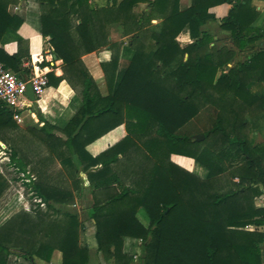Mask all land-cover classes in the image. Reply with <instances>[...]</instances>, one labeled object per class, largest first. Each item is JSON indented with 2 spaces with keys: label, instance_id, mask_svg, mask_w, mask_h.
I'll return each instance as SVG.
<instances>
[{
  "label": "trees",
  "instance_id": "trees-1",
  "mask_svg": "<svg viewBox=\"0 0 264 264\" xmlns=\"http://www.w3.org/2000/svg\"><path fill=\"white\" fill-rule=\"evenodd\" d=\"M17 2L0 0V62L24 76L31 72L24 62L40 57H30L28 40L19 32L23 20L8 12ZM38 2L40 34L49 36L63 71L56 76L42 60L47 86L65 80L78 89L81 106L60 129L39 110L34 117L72 179L70 186L54 183L45 172L28 184L45 209L38 203L0 225V264H21L10 260L11 255L32 264L49 263L54 250L60 251L61 264L88 263L89 247L80 241L82 222L56 206L74 202L82 189L80 172L90 184L88 218L94 221L96 249L114 264L132 260L122 250L125 236L141 240L142 264H264V206L255 204L264 194V141L251 142L244 133L250 123L246 111L254 116V127L264 116V87L251 89L264 81V48L227 67L234 51L217 48L214 35L202 28L218 22L239 50L264 42V19L255 24L260 13L252 0H190L185 7L180 0H108L98 6L91 0ZM139 3L145 8L135 12ZM223 3L230 8L217 19L210 8ZM151 19L160 22L150 26ZM114 22L130 36L133 53L121 70L118 53L100 64L107 89L102 93L81 57L123 44L108 39ZM185 31L189 40L179 41ZM10 41L17 44L11 54L4 49ZM34 107L36 102L23 101L16 112ZM14 113L0 103V129L19 127ZM119 125L126 130L121 139L95 154L89 151V144ZM195 134L212 138L214 146L197 141ZM172 154L205 167L206 177L174 163ZM231 158L237 160L225 170L223 162ZM10 160L25 170L16 150ZM225 173L229 182L221 178ZM140 208L149 218L146 227L136 218ZM247 225L253 229H245Z\"/></svg>",
  "mask_w": 264,
  "mask_h": 264
},
{
  "label": "crops",
  "instance_id": "crops-1",
  "mask_svg": "<svg viewBox=\"0 0 264 264\" xmlns=\"http://www.w3.org/2000/svg\"><path fill=\"white\" fill-rule=\"evenodd\" d=\"M93 2L96 6H98V5H105L108 2V0H93ZM109 2H111V0H109ZM117 2L119 3L120 0H117ZM189 3L190 0H180V4L182 7L188 6ZM252 5H254L256 9L260 12V16L255 23L256 25H259L264 18V0H252ZM229 8H230L229 4L223 3L211 7L210 11L215 14L217 19H221L227 14ZM8 12L10 14L19 15L23 20V24L20 26L19 32L23 37H25L28 40V50L30 53V57L34 55H39V57H42L44 59V57L48 55L47 52L49 51L53 58V65L50 66L47 60H43V61L47 62V68H51L49 71L54 72L56 76L62 75L63 71L61 69V60L55 59V56L52 54L50 50L48 44L49 36L42 37V35L40 34L41 21H40V6L38 0H18L17 3L8 6ZM202 28L214 35V37L216 38L215 45L217 48H220L222 46H227L229 49H232L234 51L235 55L244 52V50H239L233 45V43L230 41V32L220 28L218 22L210 21L206 23ZM180 34L184 40H181L180 38L177 37L179 41L189 40V36L186 31ZM129 38L130 36L124 35L123 27L120 23L116 22L110 24V33L108 36L109 41L111 42H116L118 40L126 41ZM263 47H264L263 40L261 39L257 40L253 45H251L250 48H247L249 54L245 57V59L252 52L258 51L260 48L262 49ZM4 49L10 54L14 53L17 50V44L15 41H10L4 45ZM111 55H112L111 49L109 48V46H106L96 51L86 53L81 57L84 65H86L89 73L92 75V77L98 84V87L101 90V92L105 88V79H104V72L100 64L102 62L109 61ZM234 59L235 57L233 58V60ZM121 62L122 59L120 58L118 60L119 70L124 68L120 66ZM27 63L28 62H24L25 65ZM233 66L229 64L228 67H233ZM262 84L264 85V81L262 82ZM37 102L41 108L42 115L46 120L49 118L51 119V117L52 118L59 117L63 112H66L65 113L66 118L69 120L72 117L71 115H73L81 106V102H79V100L76 99L74 90L65 80L60 81L57 86H47ZM74 105L77 106L76 111L73 110ZM55 109H57L58 113L55 111ZM27 112H28L27 117L33 119L35 123L39 122L34 117V113H32L31 109H27ZM23 113H24L23 111L20 112L21 121L19 123L14 119L17 124H21L25 119H27V117H23ZM125 134H126V130L124 128V125H119L113 130L103 135L102 137L98 138L93 143L89 144L87 148L89 149L90 152L95 154L97 152H100L102 149H104L108 144H111L114 141L121 139ZM2 153L5 154L4 151H2ZM171 156H174V158L177 157V155L175 156L174 154H172ZM201 167L203 169L202 174L204 173L207 174L208 170L203 166ZM202 174L200 175L202 176ZM123 181L125 185H128L130 182L129 179L125 177L123 178ZM85 195H87L85 197V201H86L85 207L83 205L79 206L78 198H81V196L80 197L76 196L75 201L73 203L66 205H56V206L68 210L69 212L77 214L79 221L82 222L83 229L80 234V241L82 243H86L89 247V251H88L89 258L87 264H114L112 258H105L103 254L96 249V243L94 239V221L88 218V207L90 206L89 201H93L90 188L88 190V193ZM136 218L145 227L149 223L148 215L142 208L138 209L136 213ZM122 250L126 256L132 257L130 264H142L140 259L141 256L143 255V252H142L140 239L129 236L123 237ZM261 255H262V260L264 262L263 249L261 250ZM11 256L12 257H10V260H14L15 263L32 264L27 260H21L15 255H11ZM36 263L61 264V253L58 250H54L51 255L49 263L43 261L41 262L36 261Z\"/></svg>",
  "mask_w": 264,
  "mask_h": 264
},
{
  "label": "rangeland",
  "instance_id": "rangeland-1",
  "mask_svg": "<svg viewBox=\"0 0 264 264\" xmlns=\"http://www.w3.org/2000/svg\"><path fill=\"white\" fill-rule=\"evenodd\" d=\"M91 1L94 4L93 0ZM143 8H145V3H139L134 10L135 12H139ZM159 22H160L159 19H151L149 25L152 26L153 24H159ZM109 33H110V27H109ZM178 38L184 40L181 34L178 35ZM127 40L123 41V44H121L120 46H115L111 49V52L113 54L114 53L119 54L118 55L119 59L120 58L122 59V62L120 63V66L122 67H125L127 65V63L130 60L129 58L133 53L134 46L128 45L129 39ZM120 41L122 40H118L116 42H120ZM248 54L249 53L247 49H245L243 53L237 55L234 54L233 58L235 57V59L233 60L232 58L226 64L227 67L229 66V64L233 66V65H237V63L240 61L242 62L243 60H245V57ZM260 87H264V85L253 84L251 86V89L253 88V90H257ZM74 92L76 95V99H78L79 102H81L78 89L74 90ZM106 92L107 89L105 85V88L102 90V93H106ZM36 105L37 107L32 108V113H34L36 110H39L38 112L42 115V111L38 102H36ZM73 110L75 111L77 110L76 105L73 106ZM55 111L58 113L57 109H55ZM23 112H24L23 117H27L28 115L27 108L24 109ZM65 113L66 112H63L59 117L52 118L50 116L51 119L49 118L47 119V121L53 124L54 126H56V128L60 129L63 126H65L69 121L66 118ZM208 113L212 119L215 118L214 109H210ZM244 116H246L249 122L251 123V124L249 123L248 126L244 129V133L247 135L248 139L251 142H263L264 116L259 118V123L256 127L253 126L254 116L251 115V112L246 111ZM202 117H205L209 121V117H207L205 113L202 114ZM18 126L19 127L16 129H0V146H1L0 147L1 150L0 152V225H2L8 218H10L12 215H14L17 212L23 210L32 211L38 208L36 207L38 203L40 204L39 208L41 210L45 209V204L42 205L41 201L39 202V198L33 197V191L31 190V186L28 185L30 182L39 178L41 173L46 172L47 174H49L51 182L58 184H65L67 186H70V182L72 179L68 174V168L64 166L61 167L59 160L57 158V151L54 150L52 146H49L44 141V136L39 131V128L41 126L40 121L38 123H35L33 119L27 117V119H25L23 123L18 124ZM199 127L201 130H205L207 128V126H202V125H199ZM56 132L57 134L63 136V134L59 130H56ZM202 142H204L203 144L205 146L208 147L214 146L213 145L214 140L212 138L204 137L202 139ZM11 150H16L17 156H19L26 163L24 171H22L20 167H17L14 163L11 162L10 160ZM2 151H4L5 154L2 153ZM170 159L179 166L193 172L194 174H197L202 178H205L207 175L205 173L202 174L203 171L202 167L197 162L191 160L190 158H185L183 156L177 155V157L175 158L174 156H170ZM235 160L237 159L235 158L234 159L231 158L228 160L226 159L223 162L224 169L227 170L230 166L229 162ZM200 174H202V176ZM79 178L81 180L82 189L79 192H77V197L81 196V198H78L79 206L83 205L85 207L86 206L85 197L87 196L85 194L88 193L89 190L88 187L90 184L84 172L79 173ZM221 178L223 179L224 182H229V177L227 173H225ZM234 180L237 181V178L235 177ZM89 203L91 205L92 201H89ZM255 204L264 206V194L255 199ZM245 229L251 230L253 229V226L247 225ZM262 249L264 251V243L261 245V250Z\"/></svg>",
  "mask_w": 264,
  "mask_h": 264
},
{
  "label": "built area",
  "instance_id": "built-area-1",
  "mask_svg": "<svg viewBox=\"0 0 264 264\" xmlns=\"http://www.w3.org/2000/svg\"><path fill=\"white\" fill-rule=\"evenodd\" d=\"M47 54L44 59L40 57V60L35 63H27L26 66H31V72L24 76L12 71L0 62V103L13 108L15 112L13 119L18 123L21 121V111L16 112V110L22 107L23 101H31L26 95L27 85H31L35 96V101L31 102H37L47 87L46 70L40 64L42 60H47L50 66L53 65V58L50 52L48 51ZM41 204L43 205L44 203L41 202Z\"/></svg>",
  "mask_w": 264,
  "mask_h": 264
},
{
  "label": "water",
  "instance_id": "water-1",
  "mask_svg": "<svg viewBox=\"0 0 264 264\" xmlns=\"http://www.w3.org/2000/svg\"><path fill=\"white\" fill-rule=\"evenodd\" d=\"M26 95L29 97V99L31 101H35V96H34V93L32 91V88H31V85L28 84L27 85V88H26ZM7 108L10 110V111H13V108L11 106H7ZM194 138L197 140V141H200L204 138V135L203 134H195L194 135Z\"/></svg>",
  "mask_w": 264,
  "mask_h": 264
}]
</instances>
